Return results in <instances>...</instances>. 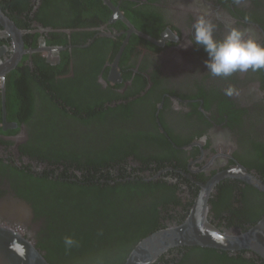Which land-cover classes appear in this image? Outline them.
<instances>
[{
	"label": "flooded vegetation",
	"instance_id": "flooded-vegetation-1",
	"mask_svg": "<svg viewBox=\"0 0 264 264\" xmlns=\"http://www.w3.org/2000/svg\"><path fill=\"white\" fill-rule=\"evenodd\" d=\"M204 14L264 45V0H0V222L50 264H127L195 210L228 237L264 223V70L208 73L184 46ZM252 238L148 264H264Z\"/></svg>",
	"mask_w": 264,
	"mask_h": 264
},
{
	"label": "water",
	"instance_id": "water-1",
	"mask_svg": "<svg viewBox=\"0 0 264 264\" xmlns=\"http://www.w3.org/2000/svg\"><path fill=\"white\" fill-rule=\"evenodd\" d=\"M1 19L9 26L8 20L3 16ZM199 205L200 203H197V206ZM209 227L206 225L204 214H198L195 210L184 225L173 227L168 231H160L145 239L128 259L127 264H148L160 253L178 244L200 245L222 250L236 249L241 247L240 244L255 250L263 246L260 241L252 237L258 234L261 239L264 238V223L259 224L247 234L232 237L222 234L214 227ZM0 264L50 263L35 247V244L25 236L20 223L12 226L0 222Z\"/></svg>",
	"mask_w": 264,
	"mask_h": 264
},
{
	"label": "clouds",
	"instance_id": "clouds-1",
	"mask_svg": "<svg viewBox=\"0 0 264 264\" xmlns=\"http://www.w3.org/2000/svg\"><path fill=\"white\" fill-rule=\"evenodd\" d=\"M206 16L207 14L198 17L194 25L193 37L184 46L195 43L203 48L207 54L204 63L208 73L213 76L228 77L236 72L264 70V45L252 36L245 38L247 30L235 27L229 28L222 40H217L214 36L216 26ZM234 94L238 93L233 87L225 89V95ZM64 243L67 247H71L75 241L71 237H65Z\"/></svg>",
	"mask_w": 264,
	"mask_h": 264
},
{
	"label": "trees",
	"instance_id": "trees-1",
	"mask_svg": "<svg viewBox=\"0 0 264 264\" xmlns=\"http://www.w3.org/2000/svg\"><path fill=\"white\" fill-rule=\"evenodd\" d=\"M90 193H91V191H89ZM89 192L87 193V194H89ZM47 259V258H46ZM48 260V259H47ZM48 261H50V260H48Z\"/></svg>",
	"mask_w": 264,
	"mask_h": 264
}]
</instances>
